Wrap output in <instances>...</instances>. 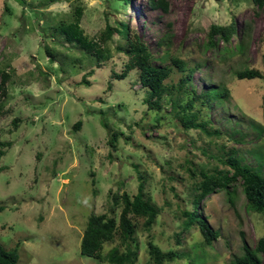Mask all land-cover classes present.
I'll return each mask as SVG.
<instances>
[{
	"label": "rangeland",
	"instance_id": "obj_1",
	"mask_svg": "<svg viewBox=\"0 0 264 264\" xmlns=\"http://www.w3.org/2000/svg\"><path fill=\"white\" fill-rule=\"evenodd\" d=\"M23 1L0 0V81L8 74L0 93V143H11L0 145V244L18 246L20 264H112L108 254L125 250L119 236L97 259L81 254L83 231L91 213L119 218L122 204L114 205L111 191L135 195L140 171L159 212L150 230L144 217L130 215L137 259L129 264H155L150 241L175 254L164 264H230L244 253V241L254 247L264 237V212L248 207L241 180L201 202V215L219 233L211 245L197 225L182 231L181 210L191 208L201 171L229 169L231 150L264 174V76H236L251 68L264 74L262 10L252 0H166L167 11L152 0ZM78 5L80 28L108 59L100 61L56 29L74 21ZM119 22L142 36L154 65L171 68L158 110L148 109L138 69L116 78L128 60L118 50L125 40L114 30L104 33ZM231 22L237 33L230 43L207 46L210 26ZM191 69L189 93L179 94L175 87ZM90 70L89 85H79ZM213 88L227 90L226 97L195 101L190 111L220 134L183 127L174 111ZM173 98L180 108H173Z\"/></svg>",
	"mask_w": 264,
	"mask_h": 264
},
{
	"label": "trees",
	"instance_id": "obj_2",
	"mask_svg": "<svg viewBox=\"0 0 264 264\" xmlns=\"http://www.w3.org/2000/svg\"><path fill=\"white\" fill-rule=\"evenodd\" d=\"M24 3L23 0H18ZM131 0H124L130 2ZM253 3L262 10L264 14V0H252ZM154 7L162 8L163 11L168 10V2L166 0L151 1ZM83 7L78 5L74 10V21L69 23H62L56 29L64 34L68 41L80 45L89 53H95L96 57L102 61L109 58L108 52L100 47H96L93 42L89 41L87 36L80 28V18L83 14ZM116 31L119 36L125 40L121 41L118 50L127 55L128 60L125 69L121 74L116 75L119 80L124 79L128 73L134 69L139 70V78L141 84L148 88L150 98L147 100L149 110H158L160 108L159 102L164 92V81L171 73V68L166 66H157L152 63L153 54L148 44L143 40L142 36L136 33H131L130 26L125 22H119L116 28L107 26L105 35L109 32ZM237 33V25L231 22L228 25L212 24L207 33L208 43L207 46L215 47L219 41L230 43L233 35ZM241 48V44H239ZM172 61L179 69H183L185 63L173 57ZM264 61V54H263ZM191 69L187 77L181 78V82L175 87L179 94H187L186 87ZM93 71L90 70L83 76V79L78 83L79 85H89L86 77L92 75ZM239 79H254L262 78L264 74L255 69H244L236 72ZM8 74L2 72L0 81V93L6 92ZM227 90L213 88L204 92L202 95L193 97L186 107L179 111H174V114L181 116L180 120L186 129H201L207 135H219L218 131H210L207 127L208 121L201 120L197 122V112L190 110L195 104V101H201L202 104H209L216 98L226 97ZM173 108L178 107V99L171 100ZM1 109V105H0ZM18 118L13 120V124L17 127ZM82 120H78L74 125V130H80ZM117 133L113 132L109 143L115 147ZM2 146H10L9 142H1ZM5 155L4 149H0V158ZM220 159V158H218ZM222 160V159H220ZM228 170H215L212 173L208 171H201L202 179L193 187L191 197V208H183L181 215L183 216L182 231L188 230L192 225H197L198 229L204 239L206 245H211L219 237V233L215 230L207 218L201 215V202L208 196L216 193L219 189H229V187L241 180L242 188L247 199L249 208L257 212H264V174L259 170L248 165H242L240 160L235 156L231 150L226 160ZM137 170L138 167L134 166ZM192 171V169H190ZM190 171V172H191ZM193 174V171L191 172ZM138 190L135 195H130L127 192L112 193V201L114 205L122 204V210L119 218L109 216L107 213L96 214L91 213L88 217L86 226L83 231L82 240L80 244V252L82 255L102 259V249L105 243L112 241L116 235L119 236L121 242L124 243L125 250L120 252L119 248L115 247L107 257L108 262L112 264H129L137 259V253L132 249L135 235V222L132 221L130 215L145 218V227L150 230L152 225L156 222L158 216V209L152 204L150 197L147 196L145 191L144 175L138 171ZM115 210V209H114ZM149 253L154 260L155 264H164L166 261H172L176 257L171 251L163 252L159 246L152 241L148 242ZM244 253L241 256H235L230 264H264V237H260L255 246H250L246 241L243 244ZM0 264H20L18 246L13 249H6L0 244Z\"/></svg>",
	"mask_w": 264,
	"mask_h": 264
}]
</instances>
